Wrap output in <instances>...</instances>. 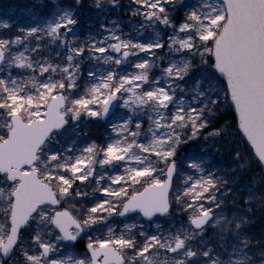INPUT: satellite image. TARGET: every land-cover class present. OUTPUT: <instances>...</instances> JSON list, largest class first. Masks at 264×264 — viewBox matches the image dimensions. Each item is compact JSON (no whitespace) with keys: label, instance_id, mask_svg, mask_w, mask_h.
<instances>
[{"label":"snow or ice","instance_id":"snow-or-ice-1","mask_svg":"<svg viewBox=\"0 0 264 264\" xmlns=\"http://www.w3.org/2000/svg\"><path fill=\"white\" fill-rule=\"evenodd\" d=\"M19 14H0V264H264V0Z\"/></svg>","mask_w":264,"mask_h":264},{"label":"rangeland","instance_id":"rangeland-1","mask_svg":"<svg viewBox=\"0 0 264 264\" xmlns=\"http://www.w3.org/2000/svg\"><path fill=\"white\" fill-rule=\"evenodd\" d=\"M16 1H17V5L15 4ZM12 2H13V4H10ZM46 2H47V0H46ZM7 3L10 4L9 9L12 8V7H16L17 14L20 16V22L21 23H26V22L29 21L30 18L27 15H20L19 14V7L20 6H25V5L29 4V3H31V0H1V5H4V4H7ZM85 3H87V0H85ZM0 14H3L2 8H0ZM88 15H89V13L85 9V11L82 13V16L83 17H87ZM113 18H115V17H113ZM225 120H228V119L225 118ZM77 250H79V249H77ZM80 250H81V248H80Z\"/></svg>","mask_w":264,"mask_h":264},{"label":"trees","instance_id":"trees-1","mask_svg":"<svg viewBox=\"0 0 264 264\" xmlns=\"http://www.w3.org/2000/svg\"><path fill=\"white\" fill-rule=\"evenodd\" d=\"M10 4H13V2L10 3ZM10 4L7 3V4H4V5H1V0H0V8H2L3 13H4V12H7V11L9 10V6H10ZM15 4H17V1L15 2ZM225 118H227L228 120L230 119V117H229L228 115H225V116H224V119H225ZM182 151H183V149H182ZM78 246L81 247V245H79V244H78Z\"/></svg>","mask_w":264,"mask_h":264}]
</instances>
